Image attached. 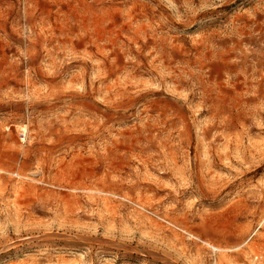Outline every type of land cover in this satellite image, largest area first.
I'll return each instance as SVG.
<instances>
[{
  "label": "rangeland",
  "instance_id": "1",
  "mask_svg": "<svg viewBox=\"0 0 264 264\" xmlns=\"http://www.w3.org/2000/svg\"><path fill=\"white\" fill-rule=\"evenodd\" d=\"M0 264H264V0H0Z\"/></svg>",
  "mask_w": 264,
  "mask_h": 264
},
{
  "label": "bare ground",
  "instance_id": "2",
  "mask_svg": "<svg viewBox=\"0 0 264 264\" xmlns=\"http://www.w3.org/2000/svg\"><path fill=\"white\" fill-rule=\"evenodd\" d=\"M207 244H209V243H207ZM209 245H211V244H209ZM215 250H218L219 248H217V247H215V246H213V245H211Z\"/></svg>",
  "mask_w": 264,
  "mask_h": 264
}]
</instances>
